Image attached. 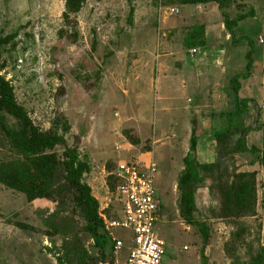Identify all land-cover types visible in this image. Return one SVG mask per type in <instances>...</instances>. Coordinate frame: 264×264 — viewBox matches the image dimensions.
<instances>
[{"label":"rangeland","instance_id":"obj_1","mask_svg":"<svg viewBox=\"0 0 264 264\" xmlns=\"http://www.w3.org/2000/svg\"><path fill=\"white\" fill-rule=\"evenodd\" d=\"M255 1L258 21L247 24L246 46L253 42L256 79H264V62L255 54L264 51L259 39H264V18L258 9L264 1ZM65 3L66 0H0V37L18 34L16 46L4 47L0 56L5 64L2 75L11 81L19 104L42 130H50L58 120L69 123L67 144L89 159L93 170L86 180L99 178L113 215H120V206L117 194L108 187L110 172L124 159L140 157L155 162V189L161 206L156 232L166 243L163 264H249L263 244L261 240L264 242V184L259 185L257 217L240 222L247 230L244 241H234L237 222L212 219L219 197L213 194L210 180L196 196L195 215L205 222L208 237L202 228L187 224L180 214V193L175 186L183 173V157L191 146L190 135L177 136L174 150L168 147L166 134L161 131L165 132L172 121L182 128L193 125L194 117L188 109L193 104L187 102L192 94H182L180 103L159 104L157 71L160 61H164L168 75L173 68L178 70L176 63L180 60L189 61L192 41L184 37L196 35L195 30L190 31L196 23L191 22L189 13L183 8L171 16L170 9L177 5L167 6L164 0H87L76 16L79 36L73 41L72 31L63 19ZM251 9L249 5L245 13L250 14ZM163 43L171 46L170 51L163 50ZM172 51L176 56L168 55ZM244 63L246 74L247 55ZM262 97L261 93L255 95L258 103ZM159 108L177 111L171 114L170 122H162ZM228 121L226 115L222 122ZM7 122L17 125L9 116ZM235 125L247 130L249 148L264 150V130L256 129L259 120L245 112L235 118ZM59 130L62 134V128ZM14 155L0 132V160ZM254 158L250 154L237 156V165L245 172H253L247 165ZM104 206L101 205L102 213L110 210L103 211ZM69 218L63 204L31 203L24 194L0 184V264H71L67 254L70 246L65 247L66 242L72 244L67 239L74 226ZM114 233L127 243L115 257L116 264H123L129 256L133 234L124 229H115ZM81 239L93 253L92 241L85 235Z\"/></svg>","mask_w":264,"mask_h":264},{"label":"trees","instance_id":"obj_2","mask_svg":"<svg viewBox=\"0 0 264 264\" xmlns=\"http://www.w3.org/2000/svg\"><path fill=\"white\" fill-rule=\"evenodd\" d=\"M86 2L87 0H66L63 19L72 31L73 41H77L79 36L76 16ZM164 3L167 6L217 3L225 15L226 0H164ZM134 12L132 8L131 17ZM249 17L241 15L233 20L226 18L227 29L233 34L239 22ZM17 37L18 34L0 37V50L8 45L16 46ZM249 45L251 49L247 54L246 74L233 80L232 91L236 109L227 116L228 127L214 134L218 145V161L215 164H200L189 155L184 159L185 169L178 181L180 214L187 224L202 228L206 237L208 232L205 222L195 217L198 211L196 196L208 180L212 182V192L219 197V207L212 212V219L237 222L238 230L233 236L235 242L243 240L247 231L240 222L256 218L259 213L260 185L258 173L240 171L236 157L250 154L255 157L250 165L256 163L264 165L262 151L255 147L249 148L247 145V130L235 125V118L245 113L249 105V101H242L239 97L240 79L241 77L244 80L248 79L255 64L253 42L249 41ZM4 69L5 64L1 62L0 56V132L15 155L14 158L0 160V184L24 194L31 203L47 201L63 204L68 208L69 221L77 227L75 229L73 226L74 229L72 228L68 234L67 239H71L72 244L65 243V247L70 246L67 254L71 264H116V239L122 238L118 237L114 230L108 229L107 222L117 221L120 216L113 215L110 208L108 212H101L100 202L85 180V176L91 172L89 159L82 158L78 148L69 147L67 144L66 134L71 129L69 123L66 120H58L56 125L47 131L37 126L25 107L19 104L11 81L2 75ZM8 116L17 122L16 126H11L7 122ZM59 128H62V134ZM59 148L64 149L60 152ZM196 150L197 138L193 132L190 151L195 153ZM114 172H110L108 187L117 194L119 181L115 178ZM102 215H105L106 219ZM82 235L92 241L93 253L83 244ZM259 247V251L249 264H264V246L260 244Z\"/></svg>","mask_w":264,"mask_h":264},{"label":"crops","instance_id":"obj_3","mask_svg":"<svg viewBox=\"0 0 264 264\" xmlns=\"http://www.w3.org/2000/svg\"><path fill=\"white\" fill-rule=\"evenodd\" d=\"M255 2L257 1L226 0L225 15L220 10L217 3L199 6L177 5L173 7L178 8L180 13L184 8L185 11L189 13L191 22L196 23L190 30H195L196 35L184 37V39L190 38L192 41L188 49L189 61L186 63L180 60L176 63L178 70L173 68L171 75L165 74L164 61H160L157 71L159 93L161 92L157 98L159 104L175 103L178 101L180 103V96L182 94L187 91H190L192 94V97H189L187 102L193 104L191 107L188 106L191 112L190 116L193 115L192 117H194V119L191 120L193 125L189 128H182L180 123L177 124L172 121V124H168L166 127L167 129L165 132L164 130L161 131V134H166L165 141H169L167 144L168 147H172L174 150L177 149L175 147L176 141L179 139L176 138L177 136H181L183 133L190 135L191 141L193 132H195L197 150L195 153H191L189 149V152L183 157V163L184 159L189 155L197 159L200 164H215L218 161V145L214 134L228 127V124L222 122V120L226 115L228 116L229 113L234 112L236 109L232 85L234 79L244 75V56L248 54L251 47L249 44L246 46V32L249 31L248 23L258 21L257 14H255L256 8L253 7L256 6ZM249 5L252 7L250 14L245 13V8ZM258 9L259 14H261V16L263 15L264 18V2ZM241 15H249L252 18L250 19L249 17L239 22L232 34L227 29L226 18L233 20ZM259 39L264 40L262 36H260ZM170 47L168 43H163V50L170 51ZM255 54L259 60L264 62V51L256 52ZM168 55L176 56L175 51H172V53ZM163 59H165V57H163ZM134 83L136 84V81H134ZM240 83V100L249 101L248 110L246 112L252 114L254 119L259 120L260 125L257 126L256 129L264 130V79H260L259 77L256 79V74L253 69L248 79L244 80L241 77ZM258 93H261L263 96L261 103H258L255 98V95ZM254 104H256V107L253 106ZM171 110H169V108L158 109V112L162 114V122H164V120H169L170 122L172 118L171 114L177 111L174 110V108ZM175 117L176 116H173V119H176ZM222 123L225 126L220 127L219 125ZM255 124H257V122ZM259 150L262 151V155L264 156V150ZM239 166L240 165H237L238 168H240ZM248 167L254 169L253 171L258 173L260 184H264V165L256 163L255 165H247V168ZM244 168H246V166ZM184 169L185 165L182 172ZM92 170L93 168L91 166V172L85 176V180L92 175ZM240 171H244L243 167ZM86 182L92 188L93 195L100 202V205L105 204L103 211L109 209L110 205L106 203L108 198L105 196V191L103 187H101L99 178L93 181L86 180ZM177 187L178 184L175 188ZM200 190L197 192V195ZM262 243L264 246L263 240Z\"/></svg>","mask_w":264,"mask_h":264},{"label":"built area","instance_id":"obj_4","mask_svg":"<svg viewBox=\"0 0 264 264\" xmlns=\"http://www.w3.org/2000/svg\"><path fill=\"white\" fill-rule=\"evenodd\" d=\"M179 13L178 8L170 9L171 16ZM157 171L153 160L145 161L137 157L124 159L117 164L114 172L119 181L117 197L121 215L119 220L107 222V227L110 230L124 229L133 234L129 256L123 264H163L166 256V243L156 232L161 210L155 189ZM102 217L106 219L105 215ZM125 248V241L116 239L115 254L120 255Z\"/></svg>","mask_w":264,"mask_h":264}]
</instances>
